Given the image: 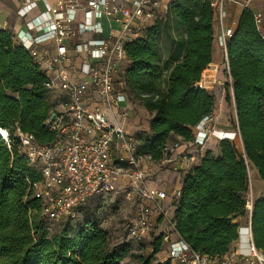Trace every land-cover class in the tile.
Masks as SVG:
<instances>
[{
  "label": "trees",
  "instance_id": "16d2710c",
  "mask_svg": "<svg viewBox=\"0 0 264 264\" xmlns=\"http://www.w3.org/2000/svg\"><path fill=\"white\" fill-rule=\"evenodd\" d=\"M212 19L208 0H170L165 13L125 43L123 91L150 114L149 131L136 138L137 156L162 160L170 136L192 142L193 128L211 115L214 96L196 84L212 58ZM225 52L243 156L230 139L218 141L215 156L206 150L182 175L172 215L177 235L193 251L213 256L224 255L248 222L253 245L264 252V193L252 199L249 217L245 208L247 163L264 183V35L251 9L243 8ZM45 82L29 52L0 30V128L11 142L8 149L0 137V264H121L125 249L95 220L72 230L44 229L41 201L33 194L43 177L18 151L13 133H31L41 145L57 138L44 124L54 105ZM244 215L247 224L232 222ZM149 237L158 258L163 235ZM137 264H151L150 258Z\"/></svg>",
  "mask_w": 264,
  "mask_h": 264
},
{
  "label": "built area",
  "instance_id": "2783aa9c",
  "mask_svg": "<svg viewBox=\"0 0 264 264\" xmlns=\"http://www.w3.org/2000/svg\"><path fill=\"white\" fill-rule=\"evenodd\" d=\"M42 1L47 15L46 23L39 20L27 21V32L18 33L17 44L22 45L46 77L45 87L53 98L52 120L44 122L48 129L57 133V138L46 145L39 144L31 133L14 131L18 151L30 163L39 167L42 181L34 188L42 206L44 229L50 233L53 225L62 219H75L78 209L91 197L105 198L114 193L119 180L126 182V196L132 200L125 229L127 239L142 240L153 228V216L167 219L161 232L165 248L158 256L159 264H264V252L257 249L249 237L247 249L230 247L222 256H213L193 251L176 233L172 217L161 210L156 198L164 199L162 190L150 191L145 185V172L140 167L138 140L128 134L119 121L126 116L125 109L133 104L123 91L121 74L125 59L124 45L139 36L150 17H156L158 0H25L17 10L23 16ZM213 13L222 15L226 0H208ZM242 8H248L251 0H229ZM85 2V6L83 5ZM166 11L167 4H162ZM83 10V20L77 22L76 14ZM103 12L109 19L119 23L118 29H110L109 36L88 39L75 46L95 60L89 66L84 78L75 80L66 63L67 39L85 31L100 32L99 22L92 17ZM256 26L260 29L261 14L253 12ZM38 32V33H37ZM232 27L221 30L217 43L225 51L226 41L232 36ZM51 41L54 49L45 47ZM40 48H43L41 50ZM226 63V53H225ZM227 67V63H226ZM125 105L122 106L120 103ZM204 117L193 128V141L203 145L209 133ZM195 130V131H194ZM232 133V132H231ZM236 136L219 137L230 139ZM0 137L11 149L9 133L0 128ZM180 189L172 190L174 201ZM248 217L252 208V196L245 199Z\"/></svg>",
  "mask_w": 264,
  "mask_h": 264
},
{
  "label": "crops",
  "instance_id": "0c3cea01",
  "mask_svg": "<svg viewBox=\"0 0 264 264\" xmlns=\"http://www.w3.org/2000/svg\"><path fill=\"white\" fill-rule=\"evenodd\" d=\"M25 0H0V30H7L13 36L18 33L27 32L26 22L30 20H39L46 23L47 15L45 13V5L42 1L36 3L34 7L29 9L25 15L21 16L18 14L17 10L24 3ZM53 3L57 0H48ZM85 1V0H84ZM159 4L155 9V12L163 14L162 4H168L170 0H158ZM132 2V0H129ZM85 6V2H83ZM248 8L252 12H259L261 14L260 29L264 35V0H251ZM243 8L235 3L226 0L222 6V15L220 13H213L212 19V29H213V42H212V58L208 67L203 70L199 82L196 86L209 90L212 88L213 84L218 82L217 72L218 67L221 63L225 64V51L217 43V36L222 29L226 27H232L234 30L237 26L238 19L240 17ZM93 21L99 22L101 31L100 32H90L85 31L81 34L73 35L69 37L66 41L67 43V55L70 57V63H66L70 75L75 80H81L84 78L89 66H91L95 60L88 57L84 52H78L75 50V46L88 39H100L109 36L110 29H118L119 23L109 19L103 12H99L92 17ZM155 17H150L145 22V28L150 27L154 22ZM83 20V10H79L76 14V21ZM38 33V32H37ZM140 35V34H139ZM15 41V38H14ZM15 43H17L15 41ZM45 47L50 50L54 49V44L49 41L46 43ZM43 50V48H40ZM128 60L125 59L122 62V67L125 68L128 65ZM213 70L211 74L202 81V75L205 70ZM203 82V83H202ZM122 106L125 104L120 103ZM126 116L120 119L119 123L123 129L135 138L142 132L149 131V119L150 114L142 106L137 103H133L131 107L125 109ZM210 139V138H209ZM208 143L210 141L208 140ZM167 146L169 152L160 161H152L146 156H142L139 160L142 169L145 172V185L150 191L162 190L166 193V197L162 200L156 198V202L161 210L167 212L168 217H172L174 210V199L172 197V190L181 187V177L188 171L191 167L199 163V159L202 157L206 150L210 151V147H203L206 149L195 150V145L192 142H185L179 136H170L167 141ZM213 153V152H212ZM119 183H123L126 186V182L119 180ZM261 194L260 196H262ZM259 196V197H260ZM154 224L152 232L150 234L161 233L167 225V219L165 217L155 214L152 218ZM149 237V236H148ZM249 237H246L248 241ZM250 240L251 236H250ZM242 237L233 241L230 247L239 246L243 249L241 245Z\"/></svg>",
  "mask_w": 264,
  "mask_h": 264
},
{
  "label": "rangeland",
  "instance_id": "374dc122",
  "mask_svg": "<svg viewBox=\"0 0 264 264\" xmlns=\"http://www.w3.org/2000/svg\"><path fill=\"white\" fill-rule=\"evenodd\" d=\"M225 62V61H224ZM218 82L214 83L208 91L214 96V108L210 115V119L206 122L209 133L203 145H198L195 150L206 149L210 147L211 156L219 153L218 141L220 140L214 134L216 130L226 132L227 135L235 133V108L231 95V78L228 75L226 63H221L217 72ZM229 96V99L226 97ZM195 131V130H194ZM232 132V133H231ZM225 134V135H226ZM210 138V139H209ZM208 140L210 143H208ZM238 156H243V150L240 140L237 136L232 139ZM141 167V164H140ZM248 169V188L246 196H252L255 200L264 193V183L259 179L256 169L247 163ZM126 186L119 183L114 193L108 194L105 198L91 197L78 209V215L75 219H65L60 223L53 225V231L66 227V229H75L82 223L95 220L98 225L107 230L110 234L111 241L125 249V254L121 260V264H137L138 261H144L150 258L151 264H156L157 257L150 250V237L142 240L127 239V223L130 210L133 208L132 200L125 198ZM243 226L247 224L246 216H237L232 220ZM241 236V234H239Z\"/></svg>",
  "mask_w": 264,
  "mask_h": 264
},
{
  "label": "bare ground",
  "instance_id": "6f19581e",
  "mask_svg": "<svg viewBox=\"0 0 264 264\" xmlns=\"http://www.w3.org/2000/svg\"><path fill=\"white\" fill-rule=\"evenodd\" d=\"M212 72H213V70H210V69L209 70H205L203 75H202V81H204V79L207 77V75L211 74ZM214 134L217 135L218 137L231 136V135H227L226 132L221 131V130H216L214 132ZM239 234H241L240 237H242L241 245H242V247L244 246L243 249H247V241L245 239H246V237L249 234L248 228L247 227H240V233Z\"/></svg>",
  "mask_w": 264,
  "mask_h": 264
},
{
  "label": "water",
  "instance_id": "95a60500",
  "mask_svg": "<svg viewBox=\"0 0 264 264\" xmlns=\"http://www.w3.org/2000/svg\"><path fill=\"white\" fill-rule=\"evenodd\" d=\"M53 117H54V113H51L49 119L52 120ZM239 233H240V230H239Z\"/></svg>",
  "mask_w": 264,
  "mask_h": 264
}]
</instances>
